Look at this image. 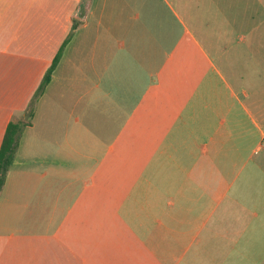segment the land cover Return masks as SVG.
<instances>
[{
    "label": "crops",
    "instance_id": "obj_1",
    "mask_svg": "<svg viewBox=\"0 0 264 264\" xmlns=\"http://www.w3.org/2000/svg\"><path fill=\"white\" fill-rule=\"evenodd\" d=\"M30 107L0 264H264V0H0Z\"/></svg>",
    "mask_w": 264,
    "mask_h": 264
},
{
    "label": "trees",
    "instance_id": "obj_2",
    "mask_svg": "<svg viewBox=\"0 0 264 264\" xmlns=\"http://www.w3.org/2000/svg\"><path fill=\"white\" fill-rule=\"evenodd\" d=\"M60 55H61V48L58 50L55 57L53 58L50 67L46 71L40 85L38 86L35 96L41 93L45 84L48 82L50 73L53 70L54 66L57 64ZM31 113H32V109L30 107L26 112V118L24 120L10 121L6 127L0 145V190L4 183L6 173L14 159L20 134L23 128L29 124Z\"/></svg>",
    "mask_w": 264,
    "mask_h": 264
},
{
    "label": "rangeland",
    "instance_id": "obj_3",
    "mask_svg": "<svg viewBox=\"0 0 264 264\" xmlns=\"http://www.w3.org/2000/svg\"><path fill=\"white\" fill-rule=\"evenodd\" d=\"M228 76H230V75H228ZM232 77H233V75H231Z\"/></svg>",
    "mask_w": 264,
    "mask_h": 264
}]
</instances>
